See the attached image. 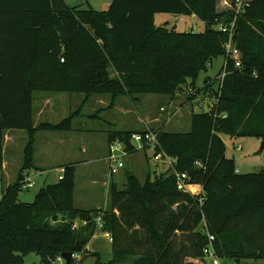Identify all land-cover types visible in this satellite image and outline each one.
I'll list each match as a JSON object with an SVG mask.
<instances>
[{
	"label": "trees",
	"instance_id": "trees-1",
	"mask_svg": "<svg viewBox=\"0 0 264 264\" xmlns=\"http://www.w3.org/2000/svg\"><path fill=\"white\" fill-rule=\"evenodd\" d=\"M216 4L113 0L110 10L99 11L66 0H0V170L4 132L24 129L30 137L18 181L1 190L0 264H25L30 252L40 254L43 264H54L63 252L78 254L96 234L98 215L113 236L112 258L103 260L94 252L92 264H204L199 257L208 244L200 228L203 218L222 258H264V171L237 173L222 137L264 140V0H251L237 16L234 43L242 65L230 61L218 89L214 84L222 69L215 80H205L204 89L212 86L217 98L211 108L192 114L188 132L156 130L161 148L177 159L176 168L203 184L204 205L177 189L171 169L154 176L149 171L144 183L126 169L124 187L110 185L109 209L78 208L74 164L63 167L61 180L45 183L33 202L19 200L24 173L39 170L34 164L37 133L73 129V114L59 123L35 125L34 92L110 94L114 100L136 91L172 96L188 78L196 86L198 73L225 56L229 33L217 26L235 16L232 8L218 10ZM157 13L195 14L205 29L161 27L155 23ZM87 42L94 44L93 54L83 51ZM133 133L112 130L109 143L120 138L132 153ZM77 219L88 223L73 229Z\"/></svg>",
	"mask_w": 264,
	"mask_h": 264
},
{
	"label": "rangeland",
	"instance_id": "rangeland-1",
	"mask_svg": "<svg viewBox=\"0 0 264 264\" xmlns=\"http://www.w3.org/2000/svg\"><path fill=\"white\" fill-rule=\"evenodd\" d=\"M217 0V9H229L231 0ZM71 6L81 5L82 8L92 7L99 11H108L112 8L113 0H67ZM168 22V23H165ZM155 23L161 27H175L177 31H194L201 32L205 29V22L198 16L193 14L180 15L175 13H157L155 15ZM161 33V32H160ZM160 33L158 34V41H161ZM75 45V44H74ZM83 51H87L89 54L95 52V46L92 42H87L81 45ZM79 49V48H78ZM224 64V57H218L207 65V68L199 72L195 85L193 86V80L188 78L181 88L172 96L164 94H153L150 92H134L132 95L120 96V106L124 108H114L112 111L105 108L103 105L98 104L96 101V95L92 96L85 108H83V115L86 118H79L78 116L73 119V129L70 131H57L49 132L42 131L43 136L35 137V151L37 148L36 140L38 141V155L37 162L42 160L46 164L40 166L46 172L41 175H35L31 177V181L34 182V187H23V180L21 191L19 193V200L23 202H33L36 194L44 186L45 183H53L57 180L58 171L60 170L59 164H74L77 168L76 176V189L74 193V203L78 208H98L109 209V189L112 184V177L107 174V165L104 160L107 145L104 142L106 139L105 126L108 124L115 129L112 130H126L129 129L134 132L147 131V130H169L176 132H188L191 126V117L194 112L206 111L211 100L213 98V91L210 90L212 86L204 89V82L206 78H216ZM86 69V64H82ZM112 71V69L110 68ZM146 71L148 69L146 68ZM215 80V79H214ZM213 80V81H214ZM215 88L217 84L215 83ZM189 87H193L194 92L189 93ZM199 87V88H197ZM203 87V88H200ZM214 88V89H215ZM52 95L53 101L56 102L55 112L51 110L49 113L44 114L39 120L49 121L52 123L62 122L64 118L69 117L72 112L78 111L83 104L82 100L86 94L69 92H48ZM44 96L43 92H36L34 95V108L36 109L42 104L41 96ZM101 95V94H100ZM106 99L112 97L110 94H104ZM172 99V100H171ZM40 100V101H39ZM173 101L170 103V101ZM169 102V103H168ZM202 105V107H200ZM161 106H169L166 111L161 110ZM104 107V109H103ZM110 110V111H109ZM101 117V119H91L90 114H94ZM74 115V113H73ZM38 118V116H37ZM115 121L113 123H107L108 119ZM35 122V120L33 119ZM83 125H87L95 135L91 133L83 134L81 130ZM16 133V134H15ZM8 135V131L4 132V144H3V164L0 170V196L2 187L7 184H13L18 181V176L21 171V167L24 163L25 149L30 141L29 133L26 130L19 129L18 132ZM109 134V132L107 133ZM46 135L64 136L66 139L64 142L57 143L53 141L48 143L45 139ZM46 137L45 139H42ZM92 142L88 147V153L84 154L81 151L82 143ZM226 145V156L234 160V165L237 173H259L264 171V150L261 151L263 139L254 136L236 137L232 138L228 135H222ZM9 140L10 144L5 145V141ZM50 150L47 152L45 149ZM154 150L150 147L141 148L139 143H136V151L130 153L125 157L127 162V169L133 171L139 181L144 183L147 179L148 172L151 171L156 175H160L168 171V167L163 164H158L153 159ZM35 156V153H34ZM89 159L97 160L91 161L90 165H77L78 163H84ZM201 165L200 161H197ZM50 169V170H49ZM116 175V181L120 188L125 185V169ZM30 171V170H29ZM111 176V175H110ZM107 181V183L104 182ZM92 208V209H93ZM181 237L175 239L179 242ZM94 252H100L103 260L112 258V244L104 236L103 233L97 231L92 240L82 248V251L75 257V264H92L95 257L91 254ZM0 261L3 262V254H0ZM8 263V258L4 260ZM229 264H264V258H248L240 262L234 259L223 260ZM25 264H43L40 254L37 252H30L24 256ZM56 264H62L61 261H57Z\"/></svg>",
	"mask_w": 264,
	"mask_h": 264
},
{
	"label": "built area",
	"instance_id": "built-area-1",
	"mask_svg": "<svg viewBox=\"0 0 264 264\" xmlns=\"http://www.w3.org/2000/svg\"><path fill=\"white\" fill-rule=\"evenodd\" d=\"M251 0H236L234 4H230V8L234 10L235 16L234 19L231 21V23L224 24L220 23L217 28L223 32L229 33V40L225 44V56H224V64L222 67L221 73L218 75V83H217V89L222 85L223 80L227 74V68L230 63V61L233 62L235 67H240L242 65V53L240 49L235 45L234 43V34L236 30L237 25V16L241 14L247 6L250 5ZM189 93H193L194 89L193 87H189L188 89ZM217 100L216 95H213V98L211 100V103L207 108L209 110L213 103ZM169 106H162L161 110L166 111ZM202 107V105L200 106ZM206 110V111H207ZM132 142L134 144L139 143L141 148H152L154 150L153 159L158 162V164H163L168 167V169H171V171L175 174L177 178V189L179 191L190 193L193 196H196L198 198V201L200 205H204L205 201V193H204V186L202 183H195L190 180V176L187 172L179 171L176 168L177 159L170 156L167 152L164 151V149L161 148L160 141L158 138V132L153 130H147V131H140V132H134L132 134ZM131 152H129L126 149L125 143L120 139L116 138L112 142L109 143V151H108V162H109V170L110 175H118L121 173L123 169H126V160L125 157L129 155ZM198 164V163H197ZM64 177V170L60 171L57 175V180H61ZM34 182L31 181V176L28 172L24 173V179H23V187L30 188L34 187ZM96 223H97V231H100V233H103L104 236L112 243L113 242V236L110 232L104 230V220L101 215H98L96 217ZM88 223L87 220H75L73 223L72 228L76 229L80 225H86ZM202 232L207 237V245L203 248L202 254L200 259H202L204 264H229L224 262V258H222L214 245L215 236L212 234L208 228L206 227L205 219L203 218V221L200 226ZM77 257V253H73V258ZM57 261H61L62 264H65V260L59 256L57 260L54 262V264L57 263Z\"/></svg>",
	"mask_w": 264,
	"mask_h": 264
},
{
	"label": "crops",
	"instance_id": "crops-1",
	"mask_svg": "<svg viewBox=\"0 0 264 264\" xmlns=\"http://www.w3.org/2000/svg\"><path fill=\"white\" fill-rule=\"evenodd\" d=\"M66 2H67V0H66ZM224 2H227V0H225ZM68 3V2H67ZM228 3V2H227ZM69 4V3H68ZM70 5V4H69ZM78 5V4H77ZM71 6V5H70ZM91 7V6H90ZM222 10H227V9H222ZM194 16H196L195 14H193ZM165 23H168V22H165ZM217 77V76H216ZM209 79H210V77H208ZM207 79V78H206ZM212 79V78H211ZM204 85H205V82H204ZM204 87V86H203ZM203 87H200V88H203ZM197 88H199V87H197ZM38 92H43V94H45L44 96L42 95L41 97H40V100H41V98H42V104H40V106L36 109V112H35V108H34V104H33V119L35 120V122H34V124L35 125H37L38 123H40L41 121L39 120V117H40V119L42 118V116L44 115V114H47V113H49V111L51 110L53 113L55 112V108H56V102H55V100L53 101V99H52V95L51 94H49L48 92H45V91H38ZM35 93L36 92H34V94H33V96L35 95ZM74 93H83V92H74ZM74 93H70V94H74ZM84 94H86V93H84ZM94 96L96 95L97 97V99H96V101H97V103L98 104H101V105H103L105 108H107V109H110L111 111L114 109V108H120V109H122V108H124L123 106H120L119 104H120V97H118V98H116V99H114L113 100V98L112 97H110V99H106L105 97H104V94H93ZM93 95H87L86 94V96H84V98H83V100H82V102H83V104L81 105V107L78 109V111H75V112H72V114L74 113V118L73 119H75V117H79V118H86V115H83V108H85L86 107V105L88 104V102L91 100V98H92V96ZM39 100V101H40ZM172 100V99H171ZM171 100H169L170 101V103H172L173 101H171ZM33 102H34V100H33ZM169 103V102H168ZM104 107H103V109H104ZM162 107V106H161ZM109 110V111H110ZM37 116H38V118H37ZM89 117L91 118V119H101V117L99 116V115H97L96 114V112L94 113V114H90L89 115ZM49 122V121H48ZM115 123V121H113V120H111V118H109L108 119V122L107 123ZM113 123V125H115ZM117 126V125H116ZM116 126H115V128H116ZM112 126H109L108 124H106V126H105V131H104V133L107 135L106 136V139H105V143H106V145H107V148H106V152H105V155H104V160H105V163H106V165H107V174L109 175V172H110V170H109V162H108V159H107V156H108V151H109V135L107 134L108 132H110V131H112ZM94 128H89L87 125H83V127H81V130L84 132L83 134H88V133H91V135H95L96 133H93L91 130H93ZM24 130V129H23ZM121 130V129H120ZM126 130H129V129H126ZM8 131V135L9 134H13V133H15V132H18L19 131V129H9V130H7ZM26 131V130H25ZM49 132H51V131H49ZM16 134V133H15ZM39 134H41V132H38L37 133V139H39L38 138V136H43V135H39ZM52 135H46V137H43L42 139H45L48 143H52L53 141H57V143H62V142H64L65 141V137L64 136H59V137H57V138H55L56 136H53V137H51ZM88 139H90L89 137L87 138H85V142L84 143H82L81 145H82V147H81V151H82V153H84V154H87L88 152V147H89V145L92 143V142H87L88 141ZM10 141L9 140H7V141H5V145L7 146V145H9L10 143H9ZM36 143H37V148H36V151H35V156H34V162L35 163H37L38 165H40V166H45L46 164H44L45 162L42 160L41 162H37V156H39L38 155V147H39V144H38V141L36 140ZM49 147V149L47 148V149H45V151L47 150V152L50 150V146H48ZM52 150V149H51ZM50 150V151H51ZM91 161H97V160H92V159H89L88 161H86V162H84L83 164L82 163H78L77 165H90V163H91ZM37 164H35L36 165V167H38L39 168V170H36L35 168L34 169H31L30 171H28V173L30 174V176L32 177V176H35V175H41V174H44L46 171L45 170H43V168H40V166H38ZM60 166V170L58 171V172H60V171H63L64 170V166H65V164H59ZM126 166H127V162H126ZM126 169H127V167H126ZM126 169H125V171H126ZM50 170V169H49ZM122 171H124V170H122ZM76 176H77V168H76ZM116 175H109V177H112V179H113V181L112 182H116L117 183V181H116V177H115ZM56 182V181H55ZM105 183H107V181H105L104 182V185H105ZM8 185V184H7ZM93 208V207H92ZM92 208H88V209H92Z\"/></svg>",
	"mask_w": 264,
	"mask_h": 264
},
{
	"label": "water",
	"instance_id": "water-1",
	"mask_svg": "<svg viewBox=\"0 0 264 264\" xmlns=\"http://www.w3.org/2000/svg\"><path fill=\"white\" fill-rule=\"evenodd\" d=\"M263 150H264V140H263V143L261 146V151H263ZM77 247H79V243H78ZM61 257L65 260V264H70L71 260L73 258V252H63L61 254Z\"/></svg>",
	"mask_w": 264,
	"mask_h": 264
}]
</instances>
